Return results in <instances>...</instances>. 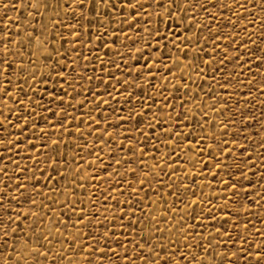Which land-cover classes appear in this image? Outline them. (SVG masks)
Returning a JSON list of instances; mask_svg holds the SVG:
<instances>
[{
  "label": "snow or ice",
  "instance_id": "1",
  "mask_svg": "<svg viewBox=\"0 0 264 264\" xmlns=\"http://www.w3.org/2000/svg\"><path fill=\"white\" fill-rule=\"evenodd\" d=\"M4 9L25 27H0V264H264V184L246 171L255 145L264 179V0Z\"/></svg>",
  "mask_w": 264,
  "mask_h": 264
},
{
  "label": "rangeland",
  "instance_id": "2",
  "mask_svg": "<svg viewBox=\"0 0 264 264\" xmlns=\"http://www.w3.org/2000/svg\"><path fill=\"white\" fill-rule=\"evenodd\" d=\"M21 2H22V0H0V27H4L5 21H8L9 22L7 24V30H9V31H11L13 33H15V31H16V21H19L20 22L22 28L25 27L23 25V18H22V14L20 13V11H18V10L7 11V14L5 15V9H4V5L5 4H8L10 6H14L15 8L18 9ZM169 27H171V25H169ZM126 31H128V30L126 29ZM0 35H2V33H0ZM129 35H132V33L129 32ZM13 39H15V36H13ZM17 47H19V45H17ZM123 50L124 49H121V51H123ZM140 60L142 61L143 60V57H140ZM88 67L91 70V68L93 67V65L89 64ZM45 71H47L46 68H45ZM253 71H255V69H253ZM89 74H91V73L90 72L89 73H85L84 75H85V77H87ZM116 75H120V73H116ZM13 79H15V77H13ZM128 79H131V77H128ZM248 79L251 80L252 79V76L250 75L248 77ZM259 80H260V77L257 76L256 77L257 86L259 84ZM0 83H3V77L2 76H0ZM48 83L51 86V83L52 82L49 81ZM86 83H87L86 79L85 80H81L80 81L81 87H83ZM137 83H139V81H137ZM246 83H247V81H245V84ZM93 84H95V81H93ZM201 86L204 87V88H208L209 87V85L207 83H203ZM97 87H99V86H97ZM193 87H195V85H193ZM241 87L243 88V86H241ZM9 90L11 91V89H9ZM93 90L95 91L96 88H94ZM68 91L71 92L72 89H68ZM148 91L151 92V89H149ZM253 92L255 93V89H253ZM142 94H143L142 91H138V92L135 93L136 96H140ZM242 94L245 97H248V92L246 90H244ZM88 95H91V93H88ZM113 95H115V93H113ZM82 98H83V96H77L76 99L72 101V103L73 104H76V101L77 100H81ZM65 99H68V97H65ZM249 99H251V98H249ZM205 102L206 103H211L210 100H207ZM231 103L232 102L229 101V104H231ZM247 107L249 109H251L252 115H255V116L259 117L260 116V113H261L260 97L259 96H256L255 99H254V101L252 103H249L247 105ZM77 109L78 110L76 112H74L73 115L79 114L80 111H85L86 110V107L85 108H80L79 106H77ZM58 110L59 109H57V108H53L52 109L53 115H51V116H49L47 114V112H41L40 113L41 123H39L38 127L39 128L49 127V125H47V124H45L43 122L45 117H46L47 121L52 122V124L54 125L55 120L57 119L56 112ZM67 111L72 112L73 110L71 108H68ZM105 114L106 113L102 112L101 113V116H103ZM123 114H125V113H122V115ZM226 115H230V113L229 114H226ZM239 115H240V113L237 112L236 113V116L234 117V119L239 120ZM209 118L212 119V115L211 114H210ZM215 118L217 120L221 119V117H219V116H217ZM9 119H13V117H9ZM85 119H87V117H85ZM198 119H199V117H198ZM108 121H109V123H113V117L111 115H108ZM76 123L77 122L73 121V127H75V124ZM247 123L249 124V127H248V129H245L244 130L245 133L247 135H251L252 138H253V140H260L261 139V135H260L261 128H260V125L259 124H253L250 121H248ZM101 125H102V127L104 126V122H103L102 119H101ZM237 126H239V125H237ZM30 127H31V125H30ZM125 127H127V125L118 126V128L116 130L117 131H123ZM109 131H113V129L112 128H109ZM230 132H231V129H230ZM52 138L54 139L55 136L53 135ZM87 138L88 139H91V136H88ZM29 139H31V137H29ZM61 139H64L63 134H61ZM73 139H75V136H73ZM77 143H82V142L81 141H77ZM242 143H243V141H242ZM38 147H39V145H38ZM0 150H2V149H0ZM253 150H254V154L252 156V159L255 160L256 163H255V166L250 171L246 170L247 171V175H248V178L252 181V184L253 185H255L257 183L264 184V179H261L262 173L260 171V162H259V160H256V155L259 154V148L256 147L255 145H253ZM182 159H183V157H182ZM21 163H23V161H21ZM149 163H151V161H149ZM199 167H203V165H201ZM212 167H213V165L211 164V162H209V169L212 168ZM85 171H90V170L87 169V168H85ZM204 171L207 172L208 169H205ZM231 172H232V175L234 177H238L239 176V173H237L235 169H231ZM81 175H83V173H81ZM221 176H223L224 179H228V177L224 174V172H220L217 175V179H219ZM197 179L199 180L200 178L198 177ZM210 179H211V175L210 174L209 175H205L204 176V182H205V184H207ZM213 183H215V181H213ZM229 186H231V185H229ZM100 187L103 188L104 185L102 184ZM237 187H238V190H239V185ZM161 191H163V189H161ZM204 191H205V193H208L209 191H211V192H219V191H222V189L220 188V186H217V187H214V188H211V189H209V188L206 187L204 189ZM259 191H260V188H257L256 189V192H259ZM249 196L250 197H254L255 196V193L249 191ZM34 198L37 199V200L40 199L39 197H34ZM61 199H63V197H61ZM219 202H221V197L218 195L216 197V199L212 201V203L215 204V203H219ZM157 207H158V210H159V206H157ZM181 207H183V205H181ZM253 208L254 209L256 208V205L255 204H253ZM101 211H103V207H101ZM257 214L259 215V210H257ZM253 223L255 224L256 227H259V224L258 223H256L255 221H253ZM130 255H131V253H130Z\"/></svg>",
  "mask_w": 264,
  "mask_h": 264
}]
</instances>
